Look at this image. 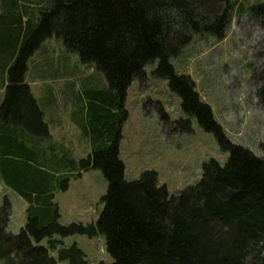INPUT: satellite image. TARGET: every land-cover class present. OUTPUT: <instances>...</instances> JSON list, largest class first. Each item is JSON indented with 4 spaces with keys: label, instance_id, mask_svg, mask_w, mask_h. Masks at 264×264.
<instances>
[{
    "label": "trees",
    "instance_id": "16d2710c",
    "mask_svg": "<svg viewBox=\"0 0 264 264\" xmlns=\"http://www.w3.org/2000/svg\"><path fill=\"white\" fill-rule=\"evenodd\" d=\"M31 1L0 0V180L28 205L27 222L12 234V206L1 199L0 261L89 264L76 244L54 239L82 235L104 238L112 262L97 264H264V155L230 143L193 81L172 63L195 38L223 40L234 16L264 22V2L36 0L31 7ZM51 36L106 82H84L77 95L92 148L79 164L100 170L107 183L95 223L56 221V173L76 162L46 144L44 114L25 83L30 57ZM153 63L154 77L181 97L183 110L228 154L223 163L203 162L198 181L175 195L157 185L153 171L127 181L119 159L127 89L135 79L144 81L145 67ZM259 77L264 81V66ZM177 122L185 125L180 130L192 131L189 118ZM60 188L66 190L67 182ZM44 239L47 246L40 245Z\"/></svg>",
    "mask_w": 264,
    "mask_h": 264
},
{
    "label": "rangeland",
    "instance_id": "374dc122",
    "mask_svg": "<svg viewBox=\"0 0 264 264\" xmlns=\"http://www.w3.org/2000/svg\"><path fill=\"white\" fill-rule=\"evenodd\" d=\"M244 2L246 6L258 3ZM33 3L38 2L31 1V7ZM172 63L177 74L193 81L200 100L209 106L230 143L263 156L264 81L259 75L264 66V22L250 19L247 14L240 20L234 16L223 40L195 38ZM155 65H147L145 80L135 79L127 89L123 104L127 118L120 125L119 159L127 181L153 171L157 185L175 195L198 181L203 162L214 158L223 163L228 154L220 150L213 134L183 110L181 97L165 81L154 77ZM89 80L106 84L102 73L93 65L81 63L78 55L67 51L55 36L43 41L28 62L25 83L44 114L49 131L46 144L56 152L63 149L76 162L73 168L56 173L58 182L52 190V202L59 215L56 221L63 226L95 223L102 210L100 199L107 189L100 170H84L79 164L92 150L81 125L77 100L82 83ZM3 97L4 90H0V104ZM188 118L192 129L189 133L180 130L185 125L177 122ZM65 181L67 189L61 190ZM3 197L12 206L8 231L17 234L27 222L28 205L0 180V201ZM54 239L66 247L76 244L89 264L112 262L103 237L72 235ZM40 245L47 246V239Z\"/></svg>",
    "mask_w": 264,
    "mask_h": 264
},
{
    "label": "crops",
    "instance_id": "0c3cea01",
    "mask_svg": "<svg viewBox=\"0 0 264 264\" xmlns=\"http://www.w3.org/2000/svg\"><path fill=\"white\" fill-rule=\"evenodd\" d=\"M251 1H253V2H255V3H256V2H258V3H259V2H262V0H247L248 3H252Z\"/></svg>",
    "mask_w": 264,
    "mask_h": 264
}]
</instances>
